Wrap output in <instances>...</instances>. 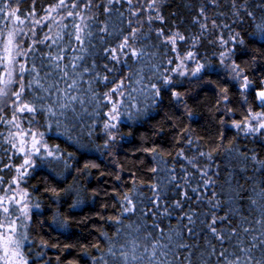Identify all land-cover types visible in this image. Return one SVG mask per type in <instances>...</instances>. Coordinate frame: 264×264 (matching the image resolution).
Here are the masks:
<instances>
[{
  "label": "snow or ice",
  "instance_id": "6c2138e0",
  "mask_svg": "<svg viewBox=\"0 0 264 264\" xmlns=\"http://www.w3.org/2000/svg\"><path fill=\"white\" fill-rule=\"evenodd\" d=\"M165 6L0 0V264H51L45 249L77 246L67 264H264V154L236 142L264 145V0H187L171 23ZM207 86L220 114L209 141L192 126ZM165 100L180 110L164 118L175 150L138 149L150 180L133 173L105 193L103 242L37 240L36 226L71 238L92 220H76L99 198L81 183L100 169L92 157L113 155Z\"/></svg>",
  "mask_w": 264,
  "mask_h": 264
},
{
  "label": "trees",
  "instance_id": "16d2710c",
  "mask_svg": "<svg viewBox=\"0 0 264 264\" xmlns=\"http://www.w3.org/2000/svg\"><path fill=\"white\" fill-rule=\"evenodd\" d=\"M165 8L164 14L168 16L169 23L176 17L169 16V13L177 12L184 16L188 15V12L183 5L187 0H164ZM159 23V22H157ZM246 58V57H245ZM199 92L198 100L202 103V107L198 109L201 113L198 118V123L192 125L196 129V134L204 137L205 141H209V138H215L219 129L218 126V117L219 113L213 115L208 111L210 104L213 102V93L211 86H207L203 90H197ZM233 92L235 89L233 88ZM191 104L192 101L190 100ZM163 108L160 111H152L147 117H145L140 123L134 126L132 137H127L125 141H122L118 144L113 155L109 156L106 153L101 155L99 153L95 154L92 158L96 163L100 164V169H92L91 175L86 178L81 179L83 183L89 190L95 188L99 192V198L94 203L89 200L81 209L76 210V220L79 221L83 217H91L92 220L87 222L85 225H74L72 228L71 238H66V236L59 235L56 232H50L47 226L40 228L39 226L35 227L33 236L39 240L40 237L48 240L50 243L59 242L61 245L65 243L69 244H93L98 240L102 243L103 238L99 236L100 231H108L111 233V229L108 224L99 221L96 218V212L102 211L100 205L101 203L112 204L114 200L110 196H106L105 193H113L114 190L125 191L126 186H130V181L132 180V174H135V178L148 182L150 180L151 174L148 172V169L153 165L152 157L139 151L143 146L146 145H158L159 147L167 150L174 151L175 145L173 143V138L175 136L174 131L171 128V125L164 122L165 113L167 112L171 115L175 112L177 115L180 114V110L174 106H170L168 101L163 102ZM185 123H188L185 121ZM163 127V131H160V128ZM122 132L126 133L128 129L122 128ZM54 137V133L51 134ZM102 135V134H101ZM234 133L232 131L228 132V139H231ZM52 142L59 143V140L53 139ZM102 139H98L97 143H102ZM227 143V141H225ZM237 144L241 147H247L248 149H255L257 152L264 154V145L260 143H252L246 141L243 137L239 138ZM65 146V145H62ZM189 155L192 153L189 152ZM83 161H81L82 165ZM171 163V161H170ZM121 167L123 171H121ZM179 168V164H177ZM101 172H104L105 175H100ZM119 174L122 177L121 181L115 180V175ZM251 173H249L250 175ZM46 175V173H45ZM71 178H69L70 180ZM35 183V181H33ZM145 195H150V192L147 188L144 189ZM171 195V194H170ZM47 203V201H45ZM112 209L109 208L107 211H103V215L108 216L112 215ZM50 215V213H46ZM95 221V223H93ZM175 223V221H172ZM46 257L45 259L50 258L51 264H58L56 257L60 256L59 264H67L68 261L74 259H80L81 249L79 246L69 249L67 251H60L56 248L45 249ZM83 264V261H81Z\"/></svg>",
  "mask_w": 264,
  "mask_h": 264
}]
</instances>
